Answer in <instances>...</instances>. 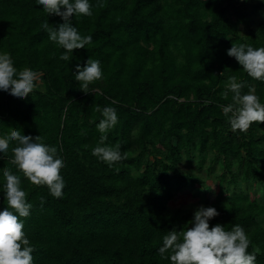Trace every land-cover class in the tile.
Returning <instances> with one entry per match:
<instances>
[{
    "label": "trees",
    "instance_id": "16d2710c",
    "mask_svg": "<svg viewBox=\"0 0 264 264\" xmlns=\"http://www.w3.org/2000/svg\"><path fill=\"white\" fill-rule=\"evenodd\" d=\"M92 15L73 18L92 42L73 50L48 39L44 20L56 26L59 16L46 14L35 0H0V51L18 72H38L37 87L25 99L0 93V136L11 130L40 135L63 158L60 170L65 196L52 197L11 163L3 170L21 176L32 203L24 219L34 247V264H171L157 251L172 229L191 227L192 214L167 212L168 202L183 188L204 186L193 171L178 164L186 158L216 171L218 189L205 206L219 215L209 226L225 230L241 225L255 264H264V122L247 132H233L220 95L230 76L254 88L264 103V83L249 77L234 57L231 44L264 46V3L246 0H90ZM101 62L103 78L81 90L75 65ZM115 107L119 123L106 143L121 145V161L109 168L92 155L101 135L96 105ZM115 169H119L116 171ZM44 197L41 204L40 198ZM7 198L0 188V209ZM187 223V224H186ZM166 255H170L167 253Z\"/></svg>",
    "mask_w": 264,
    "mask_h": 264
},
{
    "label": "clouds",
    "instance_id": "9594fccd",
    "mask_svg": "<svg viewBox=\"0 0 264 264\" xmlns=\"http://www.w3.org/2000/svg\"><path fill=\"white\" fill-rule=\"evenodd\" d=\"M44 12L59 16L62 23L56 26L44 20L41 28L48 34V39L64 51L61 59L69 61L73 50L85 48L92 42L91 34L82 35L73 24V18L91 16L90 0H35ZM226 54L234 57L247 75L264 83V46L253 47L251 44H231ZM74 79L80 83V89L88 92L89 85L103 78L101 62L88 58L83 66L75 65ZM38 72L25 69L18 72L14 61L6 52L0 51V93L14 99H25L37 87ZM245 82L236 76H230L224 91L220 93L227 99L229 93L231 103L221 105L222 113L227 117L233 132L244 133L252 126V122H264V103L254 88L242 92ZM100 113L95 123L101 134L92 155L113 168L121 161V145L106 143L108 133L119 123L115 107L96 105ZM13 153L11 163L22 172L32 184L47 186L49 194L57 199L65 196V181L61 169L65 166L63 158L58 155L57 147L43 142L40 135L22 134L21 130H11L0 136V158L8 154L10 145ZM119 171V169H115ZM3 196L7 198V206L0 209V264H34L32 253L35 250L27 238L24 219L31 214L33 207L21 187V176L11 169L3 170ZM41 204L44 197L40 198ZM219 215L213 206L196 207L190 220L191 227L182 231L172 229L163 237L162 245L157 251L160 256L169 259L171 264H255L256 253L247 251L250 240L241 225H233L225 230L223 224L209 226V221ZM187 224V223H186ZM170 253V255H166Z\"/></svg>",
    "mask_w": 264,
    "mask_h": 264
},
{
    "label": "rangeland",
    "instance_id": "374dc122",
    "mask_svg": "<svg viewBox=\"0 0 264 264\" xmlns=\"http://www.w3.org/2000/svg\"><path fill=\"white\" fill-rule=\"evenodd\" d=\"M244 0H238V2H242ZM249 6L256 4L257 2L264 3V0H246ZM252 16L255 22H260L263 20L264 13L261 14L259 11H253ZM208 164V160L203 162L202 167H198L196 161H189L186 158H183L178 167L182 171L191 170L196 173L205 183L202 186H196L195 189L191 190L189 188H183L180 190L177 196L171 199L167 205V212L169 213H189L193 215L196 207L200 205H206L204 203V199H211L212 196L218 189V177L216 171L214 173L208 174L204 168ZM264 198V191L262 193Z\"/></svg>",
    "mask_w": 264,
    "mask_h": 264
}]
</instances>
